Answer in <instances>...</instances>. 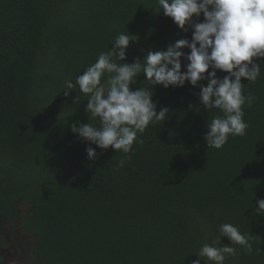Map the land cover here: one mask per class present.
<instances>
[{
    "label": "trees",
    "instance_id": "1",
    "mask_svg": "<svg viewBox=\"0 0 264 264\" xmlns=\"http://www.w3.org/2000/svg\"><path fill=\"white\" fill-rule=\"evenodd\" d=\"M159 10L157 0H0V221L15 216L17 199L31 203L30 264H192L224 223L252 236L253 247L247 254L232 245L237 254L224 264H264V213L255 212L264 199V57L260 77L241 81L255 97L243 106L246 135L229 136L220 149L207 148L204 136L222 113L204 109L198 86H153L143 74L130 87L151 88L157 112H169L146 128L123 167L124 153L71 130L99 120L89 118L83 94L73 102L78 89L64 95L65 81L74 83L119 34L136 39L129 64L191 40V28Z\"/></svg>",
    "mask_w": 264,
    "mask_h": 264
},
{
    "label": "clouds",
    "instance_id": "2",
    "mask_svg": "<svg viewBox=\"0 0 264 264\" xmlns=\"http://www.w3.org/2000/svg\"><path fill=\"white\" fill-rule=\"evenodd\" d=\"M159 9L166 17L187 32L192 29V38L179 39L167 50L148 51L143 60L139 57L133 63H124L126 50L131 41L128 34H119L112 49L99 54L95 63L87 66L83 74L65 81L64 95L78 89L74 103L81 95L86 97L85 111L89 118L98 119L93 123L77 122L71 130L78 137L95 144L102 150L111 147L115 152L125 154L119 161L123 167L134 152L133 144L144 143L142 134L150 124L165 121L169 109L156 110L151 88L133 90L130 85L143 74L151 85L183 87L186 82L199 87V102L206 111L219 110L207 122L204 136L207 148H222L229 136H244L249 127L244 120L243 106H252L255 97L245 94L242 78L255 82L261 75L258 62L264 57V0H157ZM159 10V11H160ZM203 14V22L193 20ZM186 25L188 27H186ZM128 33V32H127ZM184 48L190 49L185 54ZM182 59L187 61L182 71ZM119 61L120 63H118ZM212 71H209V69ZM217 70L227 73L217 76ZM207 80V85L200 81ZM87 158L97 159L96 149L86 148ZM245 187H247L245 185ZM257 214L264 213V199L256 201ZM219 236L211 244L204 243L198 258L192 264H224L228 256H235L239 245L251 254L252 236L242 233L239 228L224 223L219 226ZM221 237H227L230 245H222ZM220 245V246H217Z\"/></svg>",
    "mask_w": 264,
    "mask_h": 264
},
{
    "label": "flooded vegetation",
    "instance_id": "3",
    "mask_svg": "<svg viewBox=\"0 0 264 264\" xmlns=\"http://www.w3.org/2000/svg\"><path fill=\"white\" fill-rule=\"evenodd\" d=\"M14 205L15 216L0 221V264L6 261L5 252L19 256L20 258L16 259L17 264H30L33 261L30 250L34 242L24 223V217L28 213L31 214L29 209L31 203L20 198Z\"/></svg>",
    "mask_w": 264,
    "mask_h": 264
},
{
    "label": "rangeland",
    "instance_id": "4",
    "mask_svg": "<svg viewBox=\"0 0 264 264\" xmlns=\"http://www.w3.org/2000/svg\"><path fill=\"white\" fill-rule=\"evenodd\" d=\"M4 254L6 255V261L3 264H17L16 259L20 258L19 256H14V254L10 255L9 253L6 252Z\"/></svg>",
    "mask_w": 264,
    "mask_h": 264
}]
</instances>
